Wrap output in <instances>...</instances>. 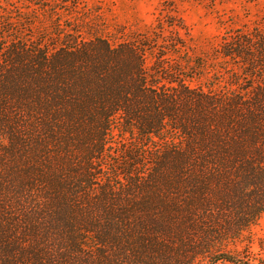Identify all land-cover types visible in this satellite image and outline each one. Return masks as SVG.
Segmentation results:
<instances>
[{"label": "trees", "instance_id": "16d2710c", "mask_svg": "<svg viewBox=\"0 0 264 264\" xmlns=\"http://www.w3.org/2000/svg\"><path fill=\"white\" fill-rule=\"evenodd\" d=\"M80 4L0 0V264H264L262 21L197 55Z\"/></svg>", "mask_w": 264, "mask_h": 264}, {"label": "rangeland", "instance_id": "374dc122", "mask_svg": "<svg viewBox=\"0 0 264 264\" xmlns=\"http://www.w3.org/2000/svg\"><path fill=\"white\" fill-rule=\"evenodd\" d=\"M80 1V5L91 9L99 29L112 42L151 30L158 21L166 25V20H172L197 55L211 53L221 36L233 27H251L260 21L264 25V0ZM251 231L254 237L264 235V215Z\"/></svg>", "mask_w": 264, "mask_h": 264}]
</instances>
